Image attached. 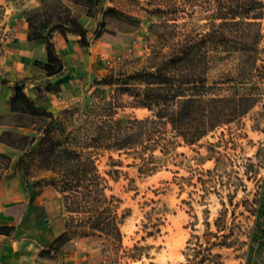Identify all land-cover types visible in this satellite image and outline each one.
<instances>
[{
  "label": "trees",
  "instance_id": "obj_1",
  "mask_svg": "<svg viewBox=\"0 0 264 264\" xmlns=\"http://www.w3.org/2000/svg\"><path fill=\"white\" fill-rule=\"evenodd\" d=\"M177 1L163 0L166 9L155 10L157 21L148 26L155 42L148 47V51L124 68L110 70L95 80L93 86L96 88L90 96L91 100L81 107L65 109L54 115L27 97L22 84L12 87V95L8 99L11 114L8 117L11 116L10 121L15 127L33 134L10 130L1 132L0 142L17 150L19 156L12 161L0 152V180L3 170L12 167L22 177L28 191L26 178L32 167L39 172L50 173L37 185L44 182L62 196L67 214L63 235L121 241V219L114 204L118 200L106 193L109 190L108 181L99 173L90 154L92 150L133 151L144 168L149 169L154 163L156 149L164 154L176 146L197 144L220 127L246 116L260 101L259 89L251 86L249 79L259 69L260 20L264 18V0H182L181 7ZM193 6H199L205 21L191 28H186L185 22L180 26L177 23L178 12L188 14L187 9ZM102 13L97 27L106 24V15L119 12L107 7ZM164 16L166 19H163ZM28 22V39L48 38L57 31L65 37L67 34L78 35L84 47L89 45L87 31L77 16L58 2L47 8L43 15V26L40 27L50 25L46 33H42L31 15ZM96 34L99 35V32ZM221 52L238 57L237 82L241 93L237 89L232 95L223 97L207 93L209 62L212 56ZM47 56L46 63H37L46 75L61 73L62 63L55 57L49 42ZM51 87L47 84L45 89L49 91ZM123 96L129 100L126 103L128 107L147 110L149 115L116 118L118 108L124 107L121 102ZM37 120L41 124L37 125ZM210 151L215 150L211 148ZM261 154H264L262 142L254 157H264ZM215 161L218 163L220 160L216 158ZM260 166L261 161L245 166V178L250 180ZM213 172L214 169H207L197 176L203 189H207L209 182H204L201 175ZM239 180L234 194H237L239 186L244 193L246 191L242 179ZM227 197V202H220L222 208L213 221L215 230L212 231L211 224L206 222L205 235L214 238L221 235L223 239L233 236L237 226L232 223L231 227H227L226 204L232 207L233 219L235 208L241 207V214L247 212L248 217L254 218L253 225L247 230L238 227V236L229 242L221 240L218 245L236 251L246 248L245 264H264V186L252 198L234 201L230 192ZM16 208L8 212L11 214ZM226 229H229L228 234H220ZM13 230L0 227V234L10 235ZM239 235H244L246 239L240 240ZM206 243H209L208 238ZM45 253L44 250L39 257H45ZM204 261L203 257L198 262L195 260L194 264ZM188 262L186 264H191L190 260Z\"/></svg>",
  "mask_w": 264,
  "mask_h": 264
},
{
  "label": "rangeland",
  "instance_id": "obj_2",
  "mask_svg": "<svg viewBox=\"0 0 264 264\" xmlns=\"http://www.w3.org/2000/svg\"><path fill=\"white\" fill-rule=\"evenodd\" d=\"M111 3L112 6L108 7L115 8L119 13L108 14L104 20L116 30L110 39L111 44L117 48L119 59L115 56L112 60L107 58V61L111 62L106 64L104 75L110 70L118 71L124 68L148 51V47L155 42L148 26L157 21L156 9H166L163 0H111ZM177 4L181 7L182 0H178ZM0 8L1 58L9 33L12 32L11 28L22 11L15 0H0ZM187 13L178 12L179 25L185 22L186 28H191L205 21L201 17L199 6L189 7ZM30 15L38 27L43 26L36 11ZM260 24L262 38L259 48L260 60L257 63L259 69L251 74L249 84L259 89L261 98L246 116L220 127L192 146H176L164 154L159 148L156 149L154 163L150 164L149 169L144 168L142 161L133 151H91L99 173L108 181L106 183L109 190H106V193L114 195L118 200L114 204L121 219L120 243L106 237H86L91 238L90 245L99 250L100 264H186L189 263L188 260L194 264L195 260L198 262L203 257L204 263L199 264H245L246 248L236 251L218 245L221 240L229 242L238 236V227L247 230L253 225L254 218L248 217L247 212L241 214V207L235 208L233 219L232 207L226 204L227 227H231L232 223L237 226L234 227L233 236L223 239L220 235L228 234L230 228L220 233L219 238L208 237L205 233L206 222L211 224L212 231L215 230L213 221L222 208L220 202H227L228 192L233 195L234 201H238L244 197L252 198L255 192L264 186V157H254L260 143H264V18L260 20ZM49 27L50 25L40 27L42 33H46ZM130 47H133V53L124 58V53ZM237 75L236 54L221 52L212 56L208 69L207 93L218 97L230 96L236 89L241 93ZM95 88L92 86L91 90L77 96L60 111L81 107L89 102ZM121 100L124 107L118 108L116 118H141L149 115L147 110L128 107L126 103L129 100L125 96ZM7 120L9 119L0 117V122ZM39 124L41 121L37 120V125ZM211 148L215 151L211 152ZM18 156L19 154L15 153L10 158L15 161ZM216 158L220 160L218 163ZM259 161L261 166L256 175L247 180L244 176L245 166L251 162L258 164ZM207 169H214V172L211 175H201L204 182H209L207 189H203L197 181V176ZM2 173L0 227L18 229L14 232L15 235L14 230L10 233L13 238L26 236L42 244L47 257H59L70 252L75 246L73 241L80 237L63 235L67 214L62 196L44 182L37 185L40 180L48 178L50 173L39 172L32 167L26 178L29 183L28 191L23 184L24 180L12 167ZM239 179H242L246 191L244 193L239 186L237 194H234L233 190L235 184L240 182ZM14 182L21 183L26 205L24 211L21 207H14L16 209L12 214L17 218L11 220L5 217L10 214V209H4L3 202L6 199L3 196ZM41 192L42 196L38 197ZM56 228L58 233L51 238L50 234ZM207 238L209 243H206ZM239 239L244 240L246 237L239 235Z\"/></svg>",
  "mask_w": 264,
  "mask_h": 264
},
{
  "label": "crops",
  "instance_id": "obj_3",
  "mask_svg": "<svg viewBox=\"0 0 264 264\" xmlns=\"http://www.w3.org/2000/svg\"><path fill=\"white\" fill-rule=\"evenodd\" d=\"M57 2L68 7L86 29L88 47L82 45L80 36L67 34L65 37L57 31L48 38L28 39L30 13L36 11L37 17L42 21L45 10ZM108 6H112L111 0H27L21 16L11 28L12 32L9 33L0 58V80H3L0 83V116L11 119V116L8 117L11 114L8 99L12 95L14 84H22L27 97L54 115L71 104L77 96L92 89L94 81L105 73L107 58L112 59L117 53V48L111 44L110 39L116 30L107 23L103 27H97L103 10ZM48 42L55 57L62 63L61 73L52 76L46 75L40 64H37L47 62ZM47 84L52 85L49 91L45 89ZM3 130L33 134L24 128L15 127L11 121L0 123V134ZM0 152L9 157L19 154L17 150L1 142ZM42 194L43 192L38 197ZM3 197L6 199L3 202L4 209L21 207L22 211L25 210L26 200L21 183H12ZM5 217L11 220L17 218L12 213ZM17 231L15 228L13 234ZM57 233L58 228L53 230L50 237ZM12 235L0 234V263L100 264L101 261L99 250L90 245L91 238L73 241L75 246L70 252L51 259L39 257L44 251L42 244L26 236L13 238Z\"/></svg>",
  "mask_w": 264,
  "mask_h": 264
},
{
  "label": "built area",
  "instance_id": "obj_4",
  "mask_svg": "<svg viewBox=\"0 0 264 264\" xmlns=\"http://www.w3.org/2000/svg\"><path fill=\"white\" fill-rule=\"evenodd\" d=\"M15 1H16L17 5L20 7V10L23 11V8H24L25 4L27 3V0H15ZM133 51H134L133 47L128 48L126 50V52L124 53L125 54L124 58H128L133 53ZM115 57H118V59H119V55L116 54ZM109 62H111V61L108 60L107 63H109Z\"/></svg>",
  "mask_w": 264,
  "mask_h": 264
}]
</instances>
